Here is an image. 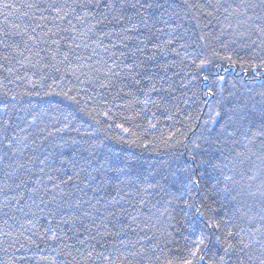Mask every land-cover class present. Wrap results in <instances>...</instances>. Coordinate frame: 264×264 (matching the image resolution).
Returning a JSON list of instances; mask_svg holds the SVG:
<instances>
[{
	"label": "trees",
	"instance_id": "1",
	"mask_svg": "<svg viewBox=\"0 0 264 264\" xmlns=\"http://www.w3.org/2000/svg\"><path fill=\"white\" fill-rule=\"evenodd\" d=\"M31 2L0 0V40L11 45L7 50L0 45V125L6 127L0 133V233L10 234L0 235V249L8 250V255L0 251V260L15 264H181L191 258L189 251L201 230L208 235V249L217 251L222 246L199 217L182 215V205L167 203L188 186L182 170L191 164L193 141L202 144L204 159L212 153L214 162L226 165L222 175L201 169L205 175L194 177L201 180L199 187L209 197L215 219L227 222L233 218L238 226L233 230L243 229L240 238L259 249L264 243V141L247 143L239 133L237 144L228 137L219 141L216 137L228 120L226 111L246 114L264 99V68L256 67L264 51L233 35L235 19L225 20L208 7L216 0H174L178 15L165 20L177 36L184 37L175 51L157 54L155 61L145 59L153 55L155 44L172 38L164 22L149 20L151 33L142 26L140 32L142 39L148 35L151 39L144 40V53L136 55L143 62L141 83L133 85L129 74L121 72L113 78L112 87L101 89L87 81L96 69L107 72L104 62L110 66L112 56L120 67L131 62L137 42L129 41L125 47L118 41L122 29L131 27L134 20L125 19L122 25L105 21L88 32L102 17H90L83 24L75 19L53 24L40 21L39 13L23 7ZM126 15L135 17L132 11ZM73 27L76 32L71 31ZM48 29L55 35L48 34ZM105 32L116 35L104 36ZM80 33L87 35L74 43L72 36ZM33 34L41 39L28 40ZM197 34L207 37L212 50L231 59H217L209 69L210 79L198 77L188 91L181 88L190 69L181 63L184 49L180 45L191 43ZM52 39L59 40V48L52 46ZM81 40L89 47H76ZM93 41L102 42L108 54ZM217 75L224 80H216ZM100 80L106 82L102 75ZM153 86L156 91H151ZM208 87L216 93L215 99L203 96ZM62 93L77 96L79 104ZM146 99L147 105L143 103ZM212 108L224 118L205 124ZM254 123L252 131L258 130L259 119ZM65 124L64 131H55ZM49 132L53 134L45 139ZM210 134L214 143L208 149L202 140ZM24 136H28L27 147L18 143L9 147L10 141ZM109 152L135 159L129 176L117 181L101 168L102 157ZM213 176L221 180V189L226 183L230 191L213 195ZM223 176L232 180L224 181ZM20 181L23 185L16 187ZM215 235L223 238L221 232Z\"/></svg>",
	"mask_w": 264,
	"mask_h": 264
},
{
	"label": "snow or ice",
	"instance_id": "2",
	"mask_svg": "<svg viewBox=\"0 0 264 264\" xmlns=\"http://www.w3.org/2000/svg\"><path fill=\"white\" fill-rule=\"evenodd\" d=\"M186 6L191 7L190 5ZM5 7H15V5L5 4ZM23 7H26L29 11L35 10L39 13L40 15L38 19L40 21H48L53 24H55L56 21H66L71 23L72 19L83 24L85 23V20L90 17H96L97 15L102 17L96 20V25H90L88 27V32H93L98 25H103L105 21L109 24L115 23L122 25L125 19H128L129 21L134 20L131 27H125L122 29L118 41L119 44L125 47H127L129 41L137 42L135 52H131V49H129V52H131L132 55L131 62L120 67V65L116 63L114 56H112L110 59H112L113 62L110 66L107 62H104V66L108 71L100 73L99 70L96 69L94 70L96 75L87 81L89 85L101 89L112 87L113 78H119L121 72L129 74L133 85H139L141 83V79L138 77H140L141 71L143 70V62H138L136 55L137 53H144L146 48L144 40L147 39L150 41L151 39L150 35L145 36L142 39L143 34L140 32V27L142 26L143 28L148 29V32L151 33V29H149L147 23L149 20L155 19L164 22L165 27L168 28L172 38L165 40L163 44H155L153 55L145 57L146 60L155 61L157 54H165L169 49L175 51V45L178 41L184 39L183 36L176 35V29L168 22L173 16L178 15L176 13V4L174 3V0H33V2L27 3L23 5ZM208 7H213L217 12H220L225 20H228L229 18L235 19L237 26L233 31V35L240 39L249 40L250 45L248 46L259 48L261 51H264V0H240L239 3H237L236 0H216L215 5L209 4ZM128 11L135 13V17L127 16L126 14ZM24 15H28V13L25 12ZM209 15H211V13H209ZM109 16H111L110 20L108 19ZM165 17H168V20H165ZM49 18L51 19L49 20ZM36 26L43 30L42 24L37 23ZM228 27L231 28L232 25L229 24ZM34 31L35 30H33V33ZM71 31L76 32L77 30L73 27ZM47 33L55 35L52 32V29H48ZM17 34L23 35V33ZM86 35V33H80L77 36H72L73 42L75 43L76 40L81 39V37H86ZM103 35L115 36L116 33L105 32ZM5 36H7V33ZM253 37H255V39H253ZM40 39L41 38L37 37L35 34L28 36V40L31 41H39ZM44 42L47 43V40ZM51 43L53 47L59 48V40L52 39ZM81 44H83V40H81V43L75 44V46L80 47ZM93 44H95L96 48H102L106 55L108 54L109 49L103 46L102 42L93 41ZM0 45H3L5 50L11 47V45L5 43L4 40H0ZM83 46L89 47L87 44H83ZM180 47L184 49V59L181 63L185 64L190 69L186 77L187 82L185 83L182 81L181 88L188 91L191 90V86L194 85L195 80L198 77L204 81L210 79L211 72L209 69L211 66L215 65L217 59H231V57L221 56L219 52L212 50L207 37L203 34H197L194 39H191V43L181 44ZM93 54H96L95 48L93 49ZM122 55L125 54L122 53ZM176 55L179 56L180 53L176 52ZM257 58L259 59L260 57ZM65 59H67L66 56ZM89 59H91V57H89ZM97 63H99V61H97ZM216 66L219 67V65ZM256 67L264 68V59H261V63ZM205 71H209V74L201 76V73ZM193 73H195V75H193ZM101 75L106 82H101ZM147 78L151 80V77ZM161 79L163 80L164 78ZM216 80L223 81L224 77L217 75ZM151 91H156L155 86L152 87ZM62 95L73 104H79L77 96L68 93H62ZM193 96H195V93H193ZM203 96L205 98L212 97L215 99L216 93L213 92L211 87H208L207 90L203 92ZM143 103L147 105L149 101L146 99ZM211 112L212 115L210 121H205V124H208L209 122L214 123L217 121V118H224V116L215 108H212ZM103 115L107 117L109 114L105 112ZM224 115L228 116V120L221 126L220 131L216 133L217 141L228 137L233 144H237L238 142L235 140V137L238 133L241 135L242 140L247 143H252L257 139L264 141V99H262L257 105H254V110L251 112L240 114L238 110H233V114L229 115L226 111ZM257 118L260 121L259 128L256 131H252V128L255 127L254 122ZM7 123L8 122L6 121L5 124ZM67 127V124H65L64 128L55 129V131L62 132ZM119 127L123 128V125H119ZM229 128H232L233 131L229 132ZM124 131L127 132L128 129H124ZM2 132H6V127L0 125V133ZM52 134L53 133L51 132L47 133L45 139ZM26 141H28V136H24L18 141H10L9 147L11 148L13 143L23 144L27 147ZM32 143L35 144V141L33 140ZM202 143L208 149L212 148L214 141L211 138V134L208 137H204ZM143 147L147 148L148 145H143ZM19 150L20 149L17 148V151ZM204 151L205 149L202 148L201 143H196L195 141L192 142V147L189 152L191 164L182 170L188 178V186H184L183 191H180V195L178 197H173L172 200L167 201V203L169 205L175 203L182 205L179 209L182 215L187 216L191 214L194 217H199L204 222V227L208 230V234L215 236L216 242L222 247L218 248L215 252L208 249L206 243L208 235H205L203 230H201V235L196 246L189 251V256L191 258L183 260L181 264H229V262H231V264H264V243H260L259 249L253 246L254 242L252 241L245 243L244 240L240 238V233L243 229H240L239 231L233 230L238 227L233 218H229L227 222L223 220L217 221L215 219V209L209 203V197L206 196L199 187L201 180L194 177H203L205 175V172L201 171V169L211 170V172H219L222 175V168L226 167V165L214 162L215 157L212 153H209L208 159H204L202 156V152ZM236 155L239 157H245V153L243 152H237ZM102 159L104 163L101 165V168L107 172H111L112 177L117 181H120L121 177L129 176L132 169L136 167L135 159L131 156L118 155L114 152H109L106 153ZM89 164H91V161H89ZM211 178L215 181V191L213 192V195L220 191L225 193L230 191L226 183L224 188L221 189L219 187L221 180L217 179L215 176ZM223 180L231 181L232 177L223 176ZM23 183V181H20L16 187H20ZM158 186L159 185H149V187ZM54 187L58 186L54 185ZM177 190L179 191V189ZM33 191H38V189L34 188ZM261 194L264 195V192ZM115 199L116 198H114L112 202H114ZM231 199H235V197H231ZM15 202L19 204L20 200H16ZM41 202L43 203V201ZM140 202L143 203L144 201L141 200ZM165 211H167V209H165ZM133 219L135 218L133 217ZM229 223L232 227H229ZM217 232H221L223 238H221V236H216L215 234ZM0 235L8 236L10 234L0 233ZM52 238L55 239V235H53ZM233 240H236L237 243H233ZM205 249L208 250L205 251ZM0 251H3L5 255H8L7 248L0 249ZM133 255H140V253H135ZM0 264H15V261L0 260Z\"/></svg>",
	"mask_w": 264,
	"mask_h": 264
}]
</instances>
